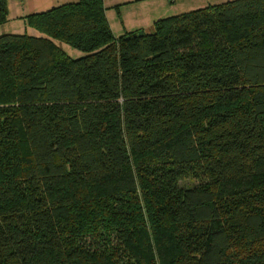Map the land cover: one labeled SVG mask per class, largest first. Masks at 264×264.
<instances>
[{
    "label": "trees",
    "instance_id": "16d2710c",
    "mask_svg": "<svg viewBox=\"0 0 264 264\" xmlns=\"http://www.w3.org/2000/svg\"><path fill=\"white\" fill-rule=\"evenodd\" d=\"M27 23L0 35V264H264V0Z\"/></svg>",
    "mask_w": 264,
    "mask_h": 264
},
{
    "label": "rangeland",
    "instance_id": "374dc122",
    "mask_svg": "<svg viewBox=\"0 0 264 264\" xmlns=\"http://www.w3.org/2000/svg\"><path fill=\"white\" fill-rule=\"evenodd\" d=\"M78 1V0H76ZM74 1V2H76ZM228 0H133V4L123 9L124 16L123 19L126 20V23L131 22V18L128 17V15H131L127 10H133L136 13H139L140 18L143 21L149 20V17L151 14L155 11L160 12L159 18H166L169 16H173L176 14L188 12L190 10L205 7L211 4H218L222 3ZM108 3L105 6L108 8L106 10V15L109 20V23L112 28V30L119 34L124 29V24L121 18L120 13L117 11L115 7H113V3H110L111 0H107ZM112 6V7H111ZM150 11V12H149ZM128 14V15H127ZM152 28V27H151ZM144 30V29H143ZM151 30V29H147ZM32 29L29 24L25 25V23L21 20H15V22H8L6 24L0 25V35L1 34H8V33H15V34H32ZM63 47V49L68 52L73 57H78L83 55L82 52L77 51L73 47H71L69 44L60 43ZM197 184V180L193 177L184 178L180 180V185L183 187L193 186Z\"/></svg>",
    "mask_w": 264,
    "mask_h": 264
},
{
    "label": "crops",
    "instance_id": "0c3cea01",
    "mask_svg": "<svg viewBox=\"0 0 264 264\" xmlns=\"http://www.w3.org/2000/svg\"><path fill=\"white\" fill-rule=\"evenodd\" d=\"M74 1L76 0H7L8 9H9L8 22H15V20H21L25 23V25H27L28 24L27 17L30 14L44 12L53 7L59 6L63 3L74 2ZM104 1L105 3H108L107 0H104ZM172 1H175V0H172ZM110 3H113L112 6L115 7L117 11L120 13L123 24H124V29L122 30L121 33L116 34L113 31L117 37L123 34H126L128 32H133V31L143 30V29L147 30L148 28L150 29L153 23L157 19H160L159 17H161L160 12L155 11L151 14V16L149 17V20L143 21L140 18L139 13H136L135 11L131 9V10H127L131 14V15L127 14L128 17L131 18V22L128 24L126 23V20L123 19V16H124L123 9L125 8V6L128 7L129 6L128 4L132 5L134 3L133 0H111ZM107 9L108 8H106V10ZM31 29L33 31L32 32L33 35L39 34L38 31L34 29L33 27H31Z\"/></svg>",
    "mask_w": 264,
    "mask_h": 264
},
{
    "label": "water",
    "instance_id": "95a60500",
    "mask_svg": "<svg viewBox=\"0 0 264 264\" xmlns=\"http://www.w3.org/2000/svg\"><path fill=\"white\" fill-rule=\"evenodd\" d=\"M144 32L142 30L138 31L137 33H135V35L139 34L142 35Z\"/></svg>",
    "mask_w": 264,
    "mask_h": 264
}]
</instances>
